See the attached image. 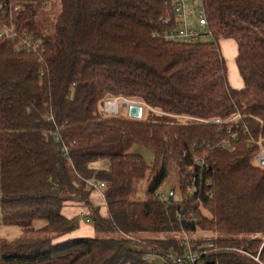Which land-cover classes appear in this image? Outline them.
<instances>
[{"label":"trees","instance_id":"trees-1","mask_svg":"<svg viewBox=\"0 0 264 264\" xmlns=\"http://www.w3.org/2000/svg\"><path fill=\"white\" fill-rule=\"evenodd\" d=\"M50 1L0 0V29L40 44L26 53L0 38V226L22 233L0 238V264H152L146 256L181 253L184 239L198 264H264V167L253 163L256 142L264 149V0H202L211 40L195 43L164 41L165 0H59L43 35L37 16ZM221 40L236 44L240 89L229 85ZM117 97L159 113L103 115L102 102ZM236 114L238 124L203 122ZM136 145L153 152V167L130 152ZM101 160L106 170L95 168ZM89 181L104 183L106 216ZM167 183L173 200L161 202ZM69 203L87 210L95 237L53 242L80 226L62 213Z\"/></svg>","mask_w":264,"mask_h":264},{"label":"built area","instance_id":"built-area-1","mask_svg":"<svg viewBox=\"0 0 264 264\" xmlns=\"http://www.w3.org/2000/svg\"><path fill=\"white\" fill-rule=\"evenodd\" d=\"M165 4L171 9L173 20L166 19L165 23L171 22V28L163 33L162 38L164 41L174 43H195L207 39L210 37V31L208 30L207 20L205 16V10L202 0H165ZM47 4H44L42 8H46ZM17 8H15L16 10ZM0 38L11 41L14 43L15 48L19 51L26 53H34L39 49V42L29 34L25 32H17L13 26H5L0 29ZM130 106H141L142 111L144 108L148 109L152 113L158 114L159 112L150 108L145 103L137 100H131L124 97H117L114 99L104 100L101 104L102 114L105 116H119L121 111L127 114V110ZM177 121H203L201 119L193 118L190 116H173ZM241 119L239 114L234 115L232 118L225 122L221 121H203L205 123H221V124H238ZM237 127L236 129H238ZM227 138L236 139L237 133L231 126L226 127ZM228 150H234V146L231 145L226 139L220 142ZM256 144L259 147V152L253 158V163L259 167H264V149L261 147V143L258 141ZM62 151L66 153V149L63 147ZM194 163L200 168H204V161L201 157H195ZM196 177L191 179V184L188 186V191L194 193L197 190L195 185ZM94 189H101L104 187V183L98 181H89ZM156 197L159 201L166 200V197L161 192L156 193ZM181 248V253L170 251L167 257L163 259V264H198L200 260V253L197 250H193L190 246L188 239H184L178 243ZM213 247L212 243L207 245V248ZM205 253V252H203ZM152 257V256H151ZM155 257V256H154ZM150 259V257H145Z\"/></svg>","mask_w":264,"mask_h":264},{"label":"rangeland","instance_id":"rangeland-1","mask_svg":"<svg viewBox=\"0 0 264 264\" xmlns=\"http://www.w3.org/2000/svg\"><path fill=\"white\" fill-rule=\"evenodd\" d=\"M58 11H59V0H51L50 3L47 4L46 8H41V10H39V14L37 16V25L43 35H48L50 33L49 31L51 28V23L54 20L55 16L57 15ZM210 40L211 38L203 39L202 41L207 42ZM219 44H220V50H221V53H222V56L224 58L225 65L227 68V79H228L229 85L234 88L242 86V80L239 76L238 70L234 63V56L236 53V44L231 40H221ZM119 116L126 117L127 114L124 111H121ZM155 116H153V114L150 113V111L146 108H144L142 111V118L144 119H153L155 118ZM130 152L141 156L144 162L146 163V165H148L149 167H153L154 155L150 149L143 147V146L136 145L130 149ZM94 166L97 169L106 170L108 168V161L101 160L95 163ZM145 185H146L145 181H142L138 184L137 189H136L137 191L134 194L133 199L142 200L145 198V192H144ZM171 186L172 184L167 183L162 187L161 193H163L165 197L168 196L169 191L172 189ZM101 192H102V189H94V191L92 192V194L96 196V199L94 197V206H97L99 209H102L103 204H104ZM174 198L175 200L179 199V195L177 191L175 192ZM78 207H79L80 216H81L80 226L78 227V229H76L73 232L56 236L53 239L54 243L63 242V241H66L68 239H73V238H91V237L96 236V233L93 231L92 223L90 219L87 218V213H88L87 210L79 204H78ZM36 223H41V222L38 221ZM21 235L22 233L15 227L0 226V238L13 239L16 236H21ZM197 236L210 237L211 234H205V233L199 232ZM149 261L152 264H163L164 263L163 259L158 256L150 257Z\"/></svg>","mask_w":264,"mask_h":264},{"label":"crops","instance_id":"crops-1","mask_svg":"<svg viewBox=\"0 0 264 264\" xmlns=\"http://www.w3.org/2000/svg\"><path fill=\"white\" fill-rule=\"evenodd\" d=\"M235 56H236V53H235ZM235 56H234V59H235ZM235 63V61H234ZM243 85V84H242ZM242 86L240 87H237L235 89H240ZM234 88V87H232ZM102 195V194H101ZM94 197L96 199V196H94V194H91V203L94 205ZM103 197V196H102ZM103 203H104V200H103ZM100 211V214L102 216H106V208H105V204H103V208L102 209H99ZM62 213L65 214V216L67 217H72L74 215H79L80 216V211H79V207H78V204H74V203H69V204H66L65 207L63 208L62 210ZM94 231V230H93Z\"/></svg>","mask_w":264,"mask_h":264},{"label":"water","instance_id":"water-1","mask_svg":"<svg viewBox=\"0 0 264 264\" xmlns=\"http://www.w3.org/2000/svg\"><path fill=\"white\" fill-rule=\"evenodd\" d=\"M127 117L130 119H141L142 118V108L141 106H130L127 110ZM173 200V191L171 190L168 194V202Z\"/></svg>","mask_w":264,"mask_h":264}]
</instances>
